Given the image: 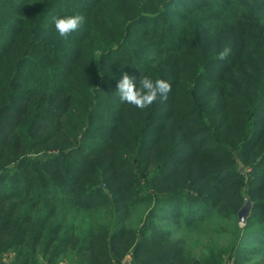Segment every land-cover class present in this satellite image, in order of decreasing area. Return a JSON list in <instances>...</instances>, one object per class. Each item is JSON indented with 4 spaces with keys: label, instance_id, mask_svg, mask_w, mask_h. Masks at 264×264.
I'll use <instances>...</instances> for the list:
<instances>
[{
    "label": "trees",
    "instance_id": "16d2710c",
    "mask_svg": "<svg viewBox=\"0 0 264 264\" xmlns=\"http://www.w3.org/2000/svg\"><path fill=\"white\" fill-rule=\"evenodd\" d=\"M127 255L264 264V0H0V264Z\"/></svg>",
    "mask_w": 264,
    "mask_h": 264
},
{
    "label": "clouds",
    "instance_id": "9594fccd",
    "mask_svg": "<svg viewBox=\"0 0 264 264\" xmlns=\"http://www.w3.org/2000/svg\"><path fill=\"white\" fill-rule=\"evenodd\" d=\"M83 23L79 14H65L54 17L53 30L59 38H67L76 32ZM230 54V48L225 47L218 52L217 58L225 59ZM171 91V84L166 79H153L149 75H134L122 73L116 84V93L121 103L132 105L143 110L158 100H166Z\"/></svg>",
    "mask_w": 264,
    "mask_h": 264
},
{
    "label": "water",
    "instance_id": "95a60500",
    "mask_svg": "<svg viewBox=\"0 0 264 264\" xmlns=\"http://www.w3.org/2000/svg\"><path fill=\"white\" fill-rule=\"evenodd\" d=\"M252 209V204L250 200L244 196V205L242 206L241 210L238 213V220L240 225H245Z\"/></svg>",
    "mask_w": 264,
    "mask_h": 264
},
{
    "label": "rangeland",
    "instance_id": "374dc122",
    "mask_svg": "<svg viewBox=\"0 0 264 264\" xmlns=\"http://www.w3.org/2000/svg\"><path fill=\"white\" fill-rule=\"evenodd\" d=\"M44 156H45V155H44ZM44 156H43V157H44ZM126 260H127V262L130 263V262H131V256H130V255H127V256H126V259L124 260V262H125ZM63 264H67V263H63Z\"/></svg>",
    "mask_w": 264,
    "mask_h": 264
},
{
    "label": "built area",
    "instance_id": "2783aa9c",
    "mask_svg": "<svg viewBox=\"0 0 264 264\" xmlns=\"http://www.w3.org/2000/svg\"><path fill=\"white\" fill-rule=\"evenodd\" d=\"M124 264H130V263H129V262H127V260H126Z\"/></svg>",
    "mask_w": 264,
    "mask_h": 264
}]
</instances>
